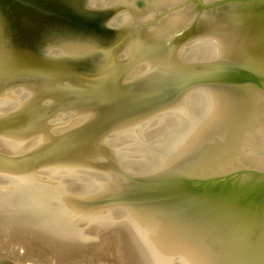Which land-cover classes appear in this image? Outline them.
Masks as SVG:
<instances>
[{"label": "water", "instance_id": "water-1", "mask_svg": "<svg viewBox=\"0 0 264 264\" xmlns=\"http://www.w3.org/2000/svg\"><path fill=\"white\" fill-rule=\"evenodd\" d=\"M200 86L215 107L124 171L115 134ZM0 102L6 239L50 242L49 185L127 212L154 264H264V0H0Z\"/></svg>", "mask_w": 264, "mask_h": 264}, {"label": "rangeland", "instance_id": "rangeland-1", "mask_svg": "<svg viewBox=\"0 0 264 264\" xmlns=\"http://www.w3.org/2000/svg\"><path fill=\"white\" fill-rule=\"evenodd\" d=\"M202 87L188 90L190 92L199 88L186 103V108L189 111L196 110L200 103L198 98L202 100L207 97L203 91H200ZM174 102H171L169 106ZM197 102L199 103L197 104ZM1 104L4 103L0 102V108L5 105ZM162 113L137 125L129 132L123 131L121 134H115L119 148L127 153L120 159L124 171L138 175L173 145L175 140L173 138L177 135L182 121L175 116L162 117L164 116ZM155 117L158 118L155 120L153 119ZM177 118L178 120L175 121ZM140 147L142 150L137 151V148ZM80 178L72 181L78 191L85 188L84 184L87 181L84 177ZM52 181L54 180L52 179ZM69 181L63 180L62 182L68 183ZM92 186L90 184L89 189H87L90 190ZM74 187L72 188L74 189ZM48 188L49 191L43 193L45 198L40 199L38 197L40 204L37 208L43 210L44 213L46 211V214H50L53 220L51 224L54 227H57L59 220L63 221L64 224L60 228H56L55 234L51 235L50 242H45L41 238L33 241L30 234L24 240L18 235L9 236L6 239L8 235L6 237L3 235L8 234V232L6 230L0 231V264H154L131 216L127 212L120 207H115L110 210V215L89 222L86 216L88 211L73 215L70 214L65 202L51 203L50 196L52 197L54 193L51 186ZM53 197L58 198L56 194ZM52 216L57 217L56 220ZM2 239L6 240L3 241ZM1 251L5 254H2ZM8 252L11 258L8 257ZM6 256L7 258H2Z\"/></svg>", "mask_w": 264, "mask_h": 264}, {"label": "bare ground", "instance_id": "bare-ground-1", "mask_svg": "<svg viewBox=\"0 0 264 264\" xmlns=\"http://www.w3.org/2000/svg\"><path fill=\"white\" fill-rule=\"evenodd\" d=\"M198 89L199 88L195 89L194 91H190V92L188 91V92L184 93L182 96H180V98L177 97L179 99L177 100V98H176L175 100H173V102L174 101L175 102L171 106H169L165 110L164 113H162L164 115L162 117H167V116L173 117V116H175V117L180 118L181 121H182L181 124H180L181 127L178 129L177 135L175 136V138H173V139H175L174 143L179 138H181L189 129H191L198 121H200L207 113H209L215 107L214 103L212 101V98L210 96V93L208 91V88L206 86H203L202 89H200V91H203L207 95V97H204V95L201 93V95H203L204 98L202 100L200 98H198V101H200V103L197 102V104L198 103L199 104H198V107L196 108L195 111L194 110L193 111H189L186 108L187 101H189L195 95V93H196L195 91H197ZM1 105H4V104H1ZM157 118L158 117H155L153 119L156 120ZM178 118L175 121H177ZM142 147L137 148L138 149L137 151L142 150ZM44 186H45V184H44ZM48 187H49V185H48ZM47 191H49V188H47ZM0 231H3V230H0ZM2 254H5V253L2 252ZM8 257L11 258V256H9V252H8ZM2 258H7V256L6 257H2ZM10 258H8V259H10ZM13 260H15V259H13ZM19 261H21V260H19Z\"/></svg>", "mask_w": 264, "mask_h": 264}]
</instances>
